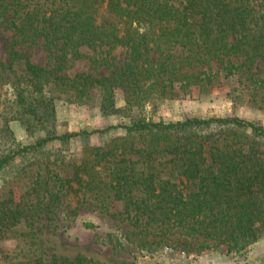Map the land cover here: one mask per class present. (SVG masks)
<instances>
[{"label":"trees","instance_id":"1","mask_svg":"<svg viewBox=\"0 0 264 264\" xmlns=\"http://www.w3.org/2000/svg\"><path fill=\"white\" fill-rule=\"evenodd\" d=\"M0 25L14 33V43L41 42L50 55L47 67L15 50L9 52L7 65L0 60L4 125L17 121L32 133L51 123L50 84L77 101L86 100L97 88L103 115L130 117L124 137L85 151L80 160L67 165L70 170L61 174L46 168L45 175L37 173L31 209L38 206V214L44 212L52 220L59 195L73 190L146 236L204 237L235 254L260 238L264 127L237 117L152 122L132 116V111L171 99L179 89L199 86L206 91L222 74L243 78L239 93L230 94L233 103L251 102L264 109V0H0ZM117 47L125 49V61L109 64L107 58ZM95 58L111 69L107 77L61 74L69 60ZM211 62L220 66L218 73L200 78L182 72ZM4 83L12 86L10 96L2 92ZM114 89L125 95L122 109L114 106ZM77 135L47 131L33 145L1 156L0 169L25 151ZM162 158L169 159L162 163ZM3 205L0 202V231L21 216V210L1 209ZM18 264L103 263L40 250Z\"/></svg>","mask_w":264,"mask_h":264},{"label":"rangeland","instance_id":"2","mask_svg":"<svg viewBox=\"0 0 264 264\" xmlns=\"http://www.w3.org/2000/svg\"><path fill=\"white\" fill-rule=\"evenodd\" d=\"M16 41L14 43V33L0 25V60L3 63L8 64L9 52L15 50L39 67L49 65L50 55L41 42L28 44ZM82 52L91 54L87 50ZM125 56V49L117 47L107 60L109 64L119 65L125 61ZM98 59L69 60L61 74L70 78L76 74L107 77L111 69ZM255 66L260 70L263 67L259 61ZM219 70L220 66L211 62L209 66L184 68L182 72L203 78V74H214ZM242 79L219 75L216 83L205 87L206 91H201L199 86L176 90V96L171 99H159L134 108L132 116L165 123L187 118L237 117L264 127L263 108L251 102L233 103L230 99L233 90L238 94L242 89ZM9 80L13 78L10 76ZM47 90L53 98L54 120L32 133H27L17 121L7 125L0 121V157L33 145L36 140L44 138L47 131L56 136L79 135L64 141L55 139L37 150L25 151L0 169V202H4L1 209L12 206L21 210L19 221L13 226L2 227L0 231V264L25 262L40 250L69 259L82 256L103 264H264V232L255 243L235 254L228 253L225 244L204 237L177 233L165 237L146 236L130 227L127 221L101 212L89 197L73 190L59 195L52 220L45 218L44 212L38 214V206L31 209L29 205L36 200L32 190L37 173L45 175L46 168L65 173L70 170L67 165L80 160L87 153L85 151L104 148L113 140L124 137L127 133L125 127L130 125V117L124 113H101L102 93L97 88L82 101L56 91L53 84ZM2 92L10 96L11 84L4 83ZM113 101L116 109L125 106V95L121 89H114ZM200 133L207 132L201 130ZM136 157L130 156V159ZM168 159L162 158L161 162Z\"/></svg>","mask_w":264,"mask_h":264}]
</instances>
